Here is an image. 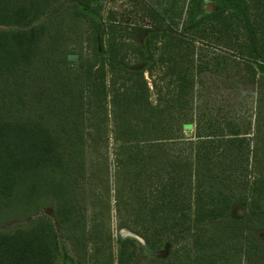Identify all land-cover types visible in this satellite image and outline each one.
<instances>
[{"label":"trees","instance_id":"obj_1","mask_svg":"<svg viewBox=\"0 0 264 264\" xmlns=\"http://www.w3.org/2000/svg\"><path fill=\"white\" fill-rule=\"evenodd\" d=\"M102 2L0 0V222H16L0 264H58L60 233L88 263L80 190L89 152L110 142L116 209L138 208L125 218L149 222L136 233L151 248L171 240L163 264H264V0H188L170 20L144 8L152 24L129 45ZM234 32L257 89L249 132L190 108L194 39ZM118 243L105 264H131L136 242Z\"/></svg>","mask_w":264,"mask_h":264},{"label":"rangeland","instance_id":"obj_2","mask_svg":"<svg viewBox=\"0 0 264 264\" xmlns=\"http://www.w3.org/2000/svg\"><path fill=\"white\" fill-rule=\"evenodd\" d=\"M187 1L103 0L102 12L107 22H110L108 19L109 13H113L114 18L110 20L115 22L117 37L120 40L123 39L122 42L129 45L133 42V37L136 38L133 33L135 28H143L152 24L144 8H155L170 20L172 17L181 18ZM85 31H88L87 26ZM242 42L241 35L236 32L232 36L227 33L219 42L218 36L213 35H209V37L200 41L194 39L192 44L195 48L197 47L198 67L195 70L198 73V81L195 93L189 100L191 101L190 108L193 110V114L204 112L219 118L221 121L230 122L233 120L237 122L236 126L241 132H249L250 126H253V119L257 114L255 107L258 98H256L257 89L255 85L250 82L243 70V58L238 49ZM73 54L81 56L80 51ZM88 54H91V51L85 45L82 55L85 57ZM145 75L150 85L156 82L160 87L163 86L159 80V74L155 73L153 78H150L148 73ZM156 98L155 95H152L154 103ZM101 145L98 144L97 150L89 152L87 156L86 177L84 186L80 190L82 193L80 211L85 216L87 233L90 238L97 242V245H94V240H92L88 244L91 257L87 264H105L107 262L106 258L112 253L117 257L122 251L118 241L126 239L134 240L138 246L131 264H163L171 251V240H166L157 249L151 248L146 240L136 233L149 222L143 221L136 225L133 217H130L131 220L128 219L129 217L125 218V212L126 214L129 213V209L126 207L135 210L138 208L133 205L126 207L124 205L121 207V214L117 211L111 168V160L117 148L111 142L106 147L103 143ZM261 154L262 151H259V156ZM42 214L47 215L53 221L55 220L50 210H44ZM135 215L136 212L133 216ZM15 223L1 221L0 230L14 226ZM255 241L264 248V233H257ZM60 246L62 259L58 264H65L67 260H72L73 264H79L72 245L61 233ZM95 246L96 250H94ZM131 250L130 248L127 254L134 252ZM179 259H181V255Z\"/></svg>","mask_w":264,"mask_h":264},{"label":"water","instance_id":"obj_3","mask_svg":"<svg viewBox=\"0 0 264 264\" xmlns=\"http://www.w3.org/2000/svg\"><path fill=\"white\" fill-rule=\"evenodd\" d=\"M79 58H80V56L78 54H69V56H68V60L72 61V62L78 61Z\"/></svg>","mask_w":264,"mask_h":264}]
</instances>
